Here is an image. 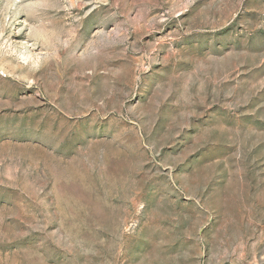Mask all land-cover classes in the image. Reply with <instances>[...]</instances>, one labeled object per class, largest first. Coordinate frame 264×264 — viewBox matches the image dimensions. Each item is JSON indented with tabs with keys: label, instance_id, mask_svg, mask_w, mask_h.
Here are the masks:
<instances>
[{
	"label": "rangeland",
	"instance_id": "1",
	"mask_svg": "<svg viewBox=\"0 0 264 264\" xmlns=\"http://www.w3.org/2000/svg\"><path fill=\"white\" fill-rule=\"evenodd\" d=\"M0 264H264V0H0Z\"/></svg>",
	"mask_w": 264,
	"mask_h": 264
},
{
	"label": "bare ground",
	"instance_id": "2",
	"mask_svg": "<svg viewBox=\"0 0 264 264\" xmlns=\"http://www.w3.org/2000/svg\"><path fill=\"white\" fill-rule=\"evenodd\" d=\"M23 60V59H22ZM28 60V59H27ZM28 62V61H27Z\"/></svg>",
	"mask_w": 264,
	"mask_h": 264
}]
</instances>
